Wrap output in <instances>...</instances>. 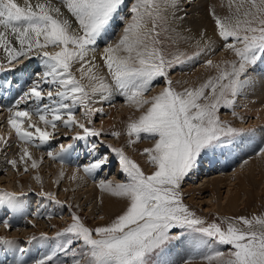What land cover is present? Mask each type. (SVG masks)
<instances>
[{
    "label": "snow or ice",
    "instance_id": "1",
    "mask_svg": "<svg viewBox=\"0 0 264 264\" xmlns=\"http://www.w3.org/2000/svg\"><path fill=\"white\" fill-rule=\"evenodd\" d=\"M176 2L61 0L74 18L73 27L64 18L61 8L52 5L51 0H36L35 3L23 0V4L17 0H0V45L8 55V62L32 59L31 54L35 50V58L42 66V71L35 74L31 86L15 103L17 109L26 100L34 101L38 106L17 111L11 107L8 109L11 115L7 123L20 141L43 146L53 138L48 127L55 129L57 122H62L67 128L82 129L83 135L77 133L71 137L75 140L104 135L91 126V121L88 126L78 121L74 113L77 108H83L85 119L97 111L102 113V109L91 107L98 102L93 97L99 95V102L110 103L114 93L123 96L138 110L143 109L141 115L128 124L129 137L134 136L135 141H139L143 134L144 138L154 140L152 147L143 149V154L154 165L151 174H146L123 148L107 145L110 152L119 158L121 171L127 179L118 184L101 180L100 187L125 199L121 214L105 225L89 227L79 215L72 213L70 225L56 233L57 240L67 239L57 243L49 254L33 264H69V260L58 259L60 254L69 257L70 264H153L154 256L183 243L186 233L196 249L209 246L210 241L228 247L226 252L215 251L205 255L203 258L210 264L214 261L218 264H264V217H224L219 222H208L184 203L182 192L183 182L201 155L242 132L222 120L219 112L221 108L234 109L236 97L253 83L248 75L249 69L264 59V0H240L234 9L229 3V14L225 16L213 9L211 15L222 47L234 53L236 59L225 61L224 67L211 59L206 60V66L218 69L217 74L197 87L180 90L174 86L180 82L173 81L169 72L195 59L204 49L187 55L179 50L167 53L163 47L157 29L167 24L168 18L164 13L169 7L175 9ZM122 6L129 9L130 19L120 38L103 50V63L112 82L92 74L88 76V84L82 83L96 67L93 63L95 56L89 60V53L95 52L97 42L109 33ZM120 19L123 22L124 18ZM13 40L18 47L13 45ZM49 47L59 50L50 52L47 50ZM208 50H212L210 46ZM75 64L80 65L77 69L81 73L79 79L72 71ZM86 65L90 67L85 70ZM158 79H164L166 86L146 99L145 93L151 91ZM44 85L55 91H45ZM44 100L48 103L41 104ZM146 105L148 107L145 108ZM32 114L39 117L44 127L31 120ZM25 121L28 122L27 128L23 127ZM107 134L121 135L119 131ZM133 142L129 140V143ZM4 143L7 145V141ZM71 148L72 144L67 148L61 145L59 151H49L48 156L63 162L64 154ZM89 154L96 155L95 145L91 146ZM259 154L264 157V148H260ZM28 159L32 168L38 167L37 160L31 158L25 147L19 156V162L25 164V171ZM6 163L16 168L18 160H6ZM107 163V155L99 156L83 165V171L93 175ZM72 178L76 179L75 176ZM40 194L61 203L51 192ZM15 196L16 193L0 191V204H11ZM2 222L11 227L8 220ZM241 224L246 227H241ZM40 239L51 238L42 233ZM14 243L15 240L0 237V244ZM16 264H23V261L18 259Z\"/></svg>",
    "mask_w": 264,
    "mask_h": 264
},
{
    "label": "bare ground",
    "instance_id": "2",
    "mask_svg": "<svg viewBox=\"0 0 264 264\" xmlns=\"http://www.w3.org/2000/svg\"><path fill=\"white\" fill-rule=\"evenodd\" d=\"M17 2L23 4V0H17ZM41 2H45V0H41ZM229 3L232 4L234 9L236 4L240 3V0H177L176 8L169 7L165 13L169 24L177 35L196 39L198 43L204 45L215 41V37L218 36L211 12L214 9L221 16L228 15ZM51 4L61 8V5L54 1H51ZM61 12L64 14V18L71 22L69 14H66L62 9ZM117 26H119V23L114 20L109 33L102 37L100 45H98L100 48L104 42L107 43L101 48V51L109 43L114 44L122 35L115 36L114 39L112 38L113 40L110 39ZM73 27H75V24H73ZM213 50L214 59L210 58L213 62H223L234 54L223 47ZM208 51H204V54L207 55ZM19 63L20 68H13V72L10 74L0 75V137H3V140H0V155H2L0 158V174L4 169L7 171L15 169L13 175L10 172L1 175L0 183L8 186L9 193H16L11 204H0V216L3 215V210L11 212L12 216L10 220L11 227L6 226L4 223L0 224V237L15 240L13 245L0 244V264H16L18 259L22 260L23 264H33L35 260L52 249L54 241L51 237L49 240L36 238L22 246L18 241L21 237L16 236V234H20L24 238L25 235H31L35 226H39L43 231L49 227L52 221L57 222L59 220H56V215L59 218L62 217L59 215L61 205L57 206L56 203L50 205L51 200L40 193L51 192L54 194L55 199H59V194L68 203L75 200L78 206H86V209L94 218L99 215L109 218L113 214L112 212L120 210L126 203L124 198L117 197L111 191L100 187V181H108V179L103 175L97 177L96 174L99 170L93 175L83 171V165L98 159L104 153L97 154L96 151V155H90L88 146L83 150L81 149L82 151H78L74 142L72 144L73 148L64 154V161L61 162L59 159H52L48 156L49 151L47 152V149L51 148L53 138L40 147L35 146V143L25 144L17 138L15 130L7 123V118L11 115L8 109L11 107L13 111H17L38 106L34 101L26 100L22 101L19 109H17L15 103L31 86V82L36 78L35 74L42 71L41 62L35 56L32 59H25L23 62L13 64L18 65ZM88 67L90 65H86V69ZM190 69H192L191 72L189 70L186 72L180 71L181 73L177 74L180 80H184L183 82L186 85L191 81H201L200 73L202 71L209 72L211 68L205 64ZM248 75L252 77L253 83L236 97L235 105L239 116L235 121L242 128H252L246 129L247 131L232 139L230 138L229 141L218 145L214 150L209 149L202 154L187 182L186 191L190 195V199H194L206 211L216 209L218 212L233 213L240 209L241 204L248 203L252 198L260 196L264 192V157L259 154L260 148H264V59L258 60L256 65L249 69ZM191 83L193 84V82ZM40 103L44 104L48 101L46 100L44 103L41 101ZM120 106L119 109H117V103L104 106L103 102L95 105L96 109L103 110L102 113L98 111L101 127L120 121V115L127 109L128 104L124 107ZM83 114L84 110H81L76 119L84 122ZM106 114L108 116L104 117ZM66 118L64 116V119ZM31 120L37 122L40 127H44L35 114L31 115ZM88 125L86 123V126ZM23 127H28L27 121L24 122ZM28 130L33 131V129ZM47 130L53 133V136L60 131L68 132L67 127L62 122H57L55 129L49 126ZM4 141H7V145ZM68 145L65 147L67 148ZM25 147L28 148L31 158L37 160V168H32L31 160L28 159L27 171H25V164L19 162V156L23 154V148ZM104 155H107L109 160L110 152H105ZM85 157L89 158L86 160ZM143 158L142 162L144 161L143 164L147 166V160L145 157ZM11 159L18 160L16 168L6 163V160ZM117 159L119 160L118 157ZM73 176L76 179H73ZM114 178H117V176L113 175L110 180L116 183ZM34 189L39 191L38 197L35 196V202L30 198V193ZM24 190L28 192L19 198L18 194L24 193ZM245 196L246 198H244ZM41 197L45 199L43 200ZM41 204L42 206L37 209V206ZM42 208L45 210V220L38 216L40 211L42 212ZM12 227L14 228L13 231H11ZM189 241L190 237L186 234L183 243L176 244L159 255L155 264H177L186 258L198 256L200 255L199 252L209 249V246L196 249ZM20 249H24V251L21 252ZM188 264L199 263L190 262Z\"/></svg>",
    "mask_w": 264,
    "mask_h": 264
},
{
    "label": "rangeland",
    "instance_id": "3",
    "mask_svg": "<svg viewBox=\"0 0 264 264\" xmlns=\"http://www.w3.org/2000/svg\"><path fill=\"white\" fill-rule=\"evenodd\" d=\"M51 1H54V2L58 3L59 5H61V9L66 14H69L72 24H75L74 18L67 11L66 7H64V5L61 3V0H51ZM126 1H128V0H126ZM35 2L36 1H33V3H35ZM164 14H165V16H167L166 13H164ZM120 17L124 18L123 22H121ZM128 19H130L129 9L127 7H123L121 9V11L119 12V15L115 18V21L119 23V26H117V29L112 32L111 38H110L111 40H113L115 36L121 35L123 33V29H124ZM164 29H167V30L165 31ZM157 30L160 32V40H161L162 45L165 48L167 53H175L177 50H179L181 52L186 53L187 55H193L196 52H200L201 49H204V51L208 50V46H210L212 50L216 49V48H220V47L222 48V45H221L222 41H221V38H219V36L215 37L216 38L215 41H211L208 44L203 45V44L198 43V40H196V39H190V38H187L184 36L182 37V36L177 35L174 32V30L172 29L171 25L169 24V21L167 22V24L159 26ZM8 38L11 39L10 36ZM100 42H101V39L95 45V52H90L88 55L89 60H91L92 56H95V61L93 63L95 64L96 67L93 68L92 73H89L88 75H86L84 77V79L82 80V83H84V84L89 83L88 76L92 75V74L103 76V77H105V79L109 83L112 82L111 77L108 73V70L103 63V51H101V48L104 47L105 45H107V43L104 42L103 46H101L99 48L98 45H100ZM13 45L18 47V43L15 40H13ZM47 50L50 52H56L59 49L49 47ZM212 50L208 51L207 55L204 54L205 53L204 51L201 52V54L198 57H196L195 59L188 61L187 63L180 65V66L174 68L173 70H171L169 72V77L173 81H179L180 82V83L174 85L177 88V90L183 89L185 87H197V86H199V84L203 83L208 77L215 76L217 74L218 69H216V68H211L209 70V72L202 71L200 73V76L202 77L201 81L200 80H198V82L197 81H191V82H193V84L191 82H188L187 85L185 82H183L184 80H180L179 76L177 75L180 71L186 72L189 70L191 72L192 69H190V68H192V67L195 68L196 66H204L206 60H208L210 58L214 59L213 57L215 56V54L213 53L214 50L213 51ZM219 50H218V52H219ZM34 53H35V50L33 51L32 54H34ZM96 54H98V55H96ZM32 56H35V54ZM233 59H236L234 54L232 55L231 58L225 59L223 62L222 61H215L214 63L220 64L222 67H224L225 61H231ZM8 63H9L8 62V55L3 50V45H0V65L8 64ZM19 65H20V63L17 65L18 68H20V66H21V65L20 66ZM79 66H80L79 64H75L72 68V71L75 73V75L77 76L78 79L81 77V73L79 71H77V68H79ZM85 69H86V66H85ZM94 83H95V81H94ZM165 86L166 85L164 83V79H158L155 82V85L151 89V91L145 93V98L149 99L152 96H155L160 91H162ZM44 89H45V91H47V90L48 91L49 90L55 91L54 88H50L47 85H44ZM93 99L98 101V102L91 105V107L93 109H96L95 105L97 103H99V95H96L95 97H93ZM45 101L46 100H44L43 103ZM103 103H104V106H108V105L111 106V105L117 103L118 104L117 109H119L121 107L120 105H122L124 107L125 105L128 104V107L125 111H123L121 113V115H120L121 119L119 122L116 121L113 124L106 125L104 127H101L102 125H101V123H99L100 113L98 111L92 117H90L88 119H85V117H84L83 123L89 124V121H91V126H93L95 129L100 130L103 133H105L104 135H101L99 137L88 136L87 139H85V140H75V139H72L71 137H75L77 133L82 134L83 130L80 129L79 127L67 128V130H68L67 133L60 131V132L54 134L53 139H52L53 141L51 144V148L47 149V152L51 151V152L55 153V152L59 151L61 145H63L65 147L66 145L73 144L75 142L76 147H77L76 150L78 149V151L79 150L82 151L87 146H88V148H91L92 145H95L97 147L96 148L97 154H102V153L105 154V152H110L107 145H111L115 148H123L124 152L129 157H131L133 160H135L141 166L142 169L145 170L146 174H151V172L154 170V165H152L149 162V157L146 154H143V149L152 147L154 144V140L144 138L143 134H142V138L139 141H135V137L134 136L129 137V135L127 133L128 124L132 120L137 119L139 117V115H141V113L143 112V109L138 110L133 104H131L130 102H127L123 96H121L119 94H115V93H114L113 98H112L110 103L109 102H103ZM146 107H148V106L146 105L145 108ZM81 110H83V108H77V110L74 113V114H76L75 115L76 117L80 114ZM233 112H235V114H233ZM238 114L239 113L237 111L236 105L234 106V109L233 108H221L220 112H219L220 118L222 120L229 122L232 127L241 129L242 130L241 133H243L244 131H247L246 129L252 128V127H248V128L243 127L242 128L240 126V124L235 121L237 116H239ZM83 116H84V114H83ZM107 116H108L107 114L104 115V117H107ZM114 131H119L121 133V135L119 137H116V136L107 134V133H111ZM241 133H239V134H241ZM239 134L232 136L230 138L232 139L233 137H236ZM130 139L133 140L134 142L129 143ZM229 139L226 141H229ZM226 141H224V142H226ZM1 157H2V155H0V158ZM143 157H145V159L147 160L146 161L147 166H145L143 164L144 161L142 162V160L144 159ZM201 157H202V155H201ZM88 158L89 157H85L86 160ZM121 167L122 166H121L119 160L117 159L116 154L110 152L107 165L105 167H103V169L99 170V172L97 171L96 175H97V177H99L100 175H103V177L105 176L106 179H108V180H110L113 175H116L117 178H114V180L116 181L115 184L125 182L127 177H126V174L122 173ZM7 172L12 173V175H13L15 173V169H12L10 171H7L4 169L1 172L0 176L7 173ZM193 172H194V169L188 175V177H186L185 181L183 182L182 192L184 193V203L187 204L190 207V209L195 211L198 216L202 217L203 219H205L208 222H212V221L219 222V220L223 219L224 217L236 218V217L243 216V217H246L249 219H253L255 217H264V192L260 196L252 198L250 201H248V203L241 204L240 209L233 212V213L218 212V210H216V209L206 211L205 208L202 207V205H199L198 202H195L194 199L191 200L190 195L186 191V187L188 185L187 182L189 181V177ZM95 179H97V178H95ZM5 184H7V183H5ZM0 191H7L8 192V186L1 185V183H0ZM27 192H28L27 190H24V193L21 192L20 194H18L19 198L23 197L24 194ZM253 192H254V190H253ZM38 194H39V191L37 189H34L30 193L31 200H34V202H35L36 197H38ZM58 196H59V199H56V200H59L61 203L60 204L56 203V204H57V206L61 205L59 208V210H60L59 215L62 217L59 218L56 215L55 216L56 220H58V219L59 220L57 222L52 221L50 223L49 227L43 231L40 229L39 226H38L39 228L35 226V227H33V231L31 232V235H25V236H23L24 238H22V236H20V234L19 235L16 234L17 237H21L18 240L20 242V245L23 246L26 243H30L31 241L34 240V239H32V237L40 238L42 233H46L47 236L51 237L54 241L53 247H52V249H53L57 243H61L63 240L67 239V237H62V238H60V240H57L56 233L61 232L63 229H65L66 227H68L70 225V223L72 222V213H76L77 215H79L82 218L83 222L87 226L95 227V226H102V225L107 224L112 219H114L117 215L121 214L122 210L125 207V205H124V207H122L120 210L112 212L113 214L111 213L112 215L109 218L105 217V216L101 217V215L97 216L98 218L97 217L94 218L93 215H91V213L86 209V206H83V207L78 206V203L75 200H71V202L68 203L67 200H65L59 194H58ZM41 198H43V197H41ZM45 198H43V200ZM244 198H246V196ZM53 203L55 204V201L51 200L50 205L51 204L53 205ZM63 205H67V206H63ZM31 206H32V204H31ZM41 206H42V204L38 205L37 209H38V207L40 208ZM57 206L55 205V208ZM43 207H45V205H43ZM41 210L43 213L40 211V214L38 216L41 217V219L45 220V218H46V214H44L45 210H44V208H42ZM7 212H9V211L3 210V215L0 216V224L3 223L2 221H4V220L8 219L10 222V220L12 219L11 212L6 214ZM10 224H11V222H10ZM240 226L246 227L242 224ZM13 229L14 228L12 227L11 231H13ZM73 247H78V246L73 245ZM52 249L49 250L48 252H46V254H49L52 251ZM215 251H225L226 252V251H228V247H226L224 245L215 244L212 241H210L209 242V249L207 251H201V252H199L200 255L195 256V257L186 258L177 264H184L185 261H188V263L196 262L199 264H210V262L205 260L203 257L205 255H211ZM157 258H158V256L153 257V264H155V261L157 260ZM58 259L61 261L69 260V264H70V258L63 255V254H60L58 256ZM212 264H218V261H214V262H212Z\"/></svg>",
    "mask_w": 264,
    "mask_h": 264
}]
</instances>
